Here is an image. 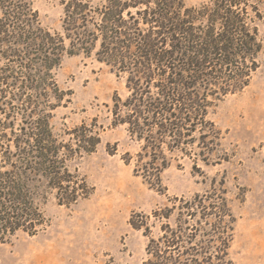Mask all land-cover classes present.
I'll use <instances>...</instances> for the list:
<instances>
[{
  "label": "trees",
  "instance_id": "trees-1",
  "mask_svg": "<svg viewBox=\"0 0 264 264\" xmlns=\"http://www.w3.org/2000/svg\"><path fill=\"white\" fill-rule=\"evenodd\" d=\"M251 9L249 0H212L197 8L184 0H104L96 7L68 0L61 37L39 26L30 0H0V234L13 235L26 223L35 235L44 221L34 201L46 191L72 202L85 194L66 165L72 151L62 156L65 147L48 123L51 97L63 100L52 73L65 55H91L98 43L97 60L126 76L130 95L115 98L112 126H124L141 144L136 170L151 168L147 178L160 184L166 153L187 151L196 134L200 154L212 153L220 135L208 120L210 107L243 90L256 71L263 47ZM95 129L81 127L83 146L73 154L94 152L100 144ZM179 216L195 224L166 225L158 238L146 229L144 264H233L235 219L225 198L195 196ZM136 222L130 224L140 230Z\"/></svg>",
  "mask_w": 264,
  "mask_h": 264
},
{
  "label": "rangeland",
  "instance_id": "rangeland-1",
  "mask_svg": "<svg viewBox=\"0 0 264 264\" xmlns=\"http://www.w3.org/2000/svg\"><path fill=\"white\" fill-rule=\"evenodd\" d=\"M91 1L95 7L104 2ZM211 1L184 4L197 8ZM67 2L30 0V8L43 30L64 37ZM249 5L263 47L257 69L248 86L210 107L208 120L220 135L211 142L216 145L212 153L200 154L202 143L196 134L197 142L187 151L166 153L169 166L161 172L160 184L147 178L154 172L151 168L136 170L142 163L137 157L141 144L124 126H112L115 98L125 101L130 95L126 76L97 60L98 43L91 55L63 57L52 73L63 100L58 103L51 97L55 108L48 123L65 147L62 156L67 148L72 151L70 158L65 157L66 165L79 181L76 188L83 189L79 193L85 194L75 202L54 190L37 196L34 204L44 225L35 235L26 223L27 228L13 235L0 234V264H144L146 229L158 238L166 225L176 228L178 221L194 225L189 217L179 216L180 208L195 196L213 193L226 199L235 219L230 260L264 264V0H249ZM0 119L4 121L1 115ZM16 124L22 125L20 118ZM83 125L96 127L100 144L92 153L73 154L83 146L79 144ZM149 162L146 158L143 164ZM167 215L169 219L164 218ZM132 218L141 224L140 230L131 226Z\"/></svg>",
  "mask_w": 264,
  "mask_h": 264
}]
</instances>
